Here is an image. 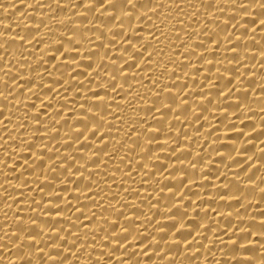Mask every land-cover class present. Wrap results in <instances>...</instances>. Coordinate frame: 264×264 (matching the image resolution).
Returning a JSON list of instances; mask_svg holds the SVG:
<instances>
[{
    "label": "bare ground",
    "instance_id": "bare-ground-1",
    "mask_svg": "<svg viewBox=\"0 0 264 264\" xmlns=\"http://www.w3.org/2000/svg\"><path fill=\"white\" fill-rule=\"evenodd\" d=\"M0 264H264V0H0Z\"/></svg>",
    "mask_w": 264,
    "mask_h": 264
}]
</instances>
